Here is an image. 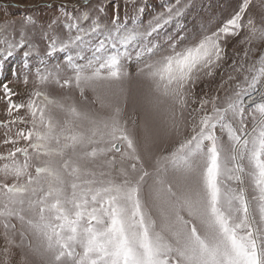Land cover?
Listing matches in <instances>:
<instances>
[{
  "label": "snow or ice",
  "instance_id": "1",
  "mask_svg": "<svg viewBox=\"0 0 264 264\" xmlns=\"http://www.w3.org/2000/svg\"><path fill=\"white\" fill-rule=\"evenodd\" d=\"M252 3L236 0L215 30L191 35L181 32L194 0L147 20L143 0H45L48 20H0V70L19 55L9 71L27 85L39 58L26 102L3 84L10 119L0 121V143L12 146L0 153V226L7 245L27 248L26 264H264V48L252 58L264 15L257 23ZM236 37L243 54L197 101ZM48 85L100 110L50 97Z\"/></svg>",
  "mask_w": 264,
  "mask_h": 264
},
{
  "label": "rangeland",
  "instance_id": "2",
  "mask_svg": "<svg viewBox=\"0 0 264 264\" xmlns=\"http://www.w3.org/2000/svg\"><path fill=\"white\" fill-rule=\"evenodd\" d=\"M49 2L54 3H61L66 2L71 4L73 0H49ZM145 4L148 5L145 9L144 19L147 20L154 11H160L163 6L167 4L174 3L175 0H143ZM190 4L193 3V0H188ZM45 0H0V5H4L5 7H0V20H14L16 21L17 26L23 20V18L27 15L33 16L34 19L39 20H48L52 16L56 14V10L48 9L44 7ZM264 0H253V3L250 7L251 14L255 15L257 19V23H259V18L261 15H264ZM236 7V0H194V6L189 8L186 11L185 17L183 18V25L184 30L181 32V35L188 34L191 35L192 33L201 29L202 26L208 27L210 30H215L216 27L220 26L224 20L230 18V14L233 12L234 8ZM131 11V10H130ZM121 16L123 17V11L121 12ZM173 28H170L169 31H173ZM244 35V33H241ZM18 38V37H17ZM239 37L236 38H229V43L227 47V57L228 59L223 62L222 67L215 70V74L213 77H206L204 82L201 83L197 88V101L199 100L200 96L203 94L201 89H204L205 92L208 93L209 96L215 94L216 88L221 82V79H226L229 72H231V68L229 65L232 63V59L238 57L235 56V53L239 52L241 55L243 54L245 45L239 44ZM253 47L258 49L256 54H253L252 58L255 59L256 56L259 54V49L264 48V43L254 44ZM41 53L44 52L45 46L41 44ZM64 54L61 53L60 56ZM58 58V57H57ZM54 58V59H57ZM39 58L30 59V63L33 64L31 73L29 74V83L25 85L21 79H17L12 75V72L9 71V68H17L21 64V57L19 55H15L10 58L7 62V65L0 70V121L9 120L10 117L7 115V105L8 101L4 96L3 84L7 83L9 88L13 90L14 93H18V95L12 96V101L15 103L26 102L28 98V94L38 85L34 83L35 76L32 74L35 72V66L38 64ZM49 64L52 63L51 60L48 61ZM130 71L133 73L136 72V65L133 64L130 68ZM223 74V76L221 75ZM205 84L208 87H205ZM41 87V90H46L50 97L56 99H63L65 97L69 99H64L63 102L65 104L72 103L73 101L76 102L77 106L81 109L86 107H93L96 110H100L99 104L94 105H85L78 94V91L73 87L70 89H62L55 85H48L46 88ZM133 87L137 89L138 93L143 95V93L147 90L148 85L145 81L137 80L134 81ZM221 98L224 96V92L221 91L220 93ZM86 95L91 99L92 94L90 92L86 93ZM257 101H259V96L256 97ZM197 104H191L190 108L185 112V118L190 119L188 113L190 112L191 108L197 107ZM26 109H21L20 114L25 115ZM16 113L14 112L13 115ZM59 118H63L62 113H57ZM133 113L131 112V107H129L126 116L131 117ZM195 115V114H193ZM27 118V117H26ZM160 119H163V114H161ZM17 127H25L24 125L14 126L12 132L9 135H14ZM4 132L5 129L0 128V141L4 139ZM190 134V127L182 129L181 135H173L171 138L163 141L159 148L157 149L158 153H164L170 151L176 143L184 136ZM23 142H21L22 144ZM11 145H4L0 143V153H6ZM2 163V162H0ZM35 163V161H34ZM3 176H0V180H3ZM11 183V178H8L6 181ZM252 193L249 192V195ZM12 223L17 224V228H19L18 222L13 219ZM4 229L0 226V264H26L25 261L22 260V257H27V261H32L33 258L27 255V248H17L14 246H9L6 244L4 235ZM11 235V232L9 233ZM16 243H19V237H15ZM5 247L9 248V251L5 253ZM7 258V259H6Z\"/></svg>",
  "mask_w": 264,
  "mask_h": 264
}]
</instances>
